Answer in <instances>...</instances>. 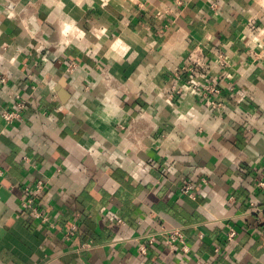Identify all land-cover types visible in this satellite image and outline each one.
Returning a JSON list of instances; mask_svg holds the SVG:
<instances>
[{"label": "crops", "instance_id": "obj_1", "mask_svg": "<svg viewBox=\"0 0 264 264\" xmlns=\"http://www.w3.org/2000/svg\"><path fill=\"white\" fill-rule=\"evenodd\" d=\"M18 3L0 8V264H264V0ZM171 228L186 253L140 252Z\"/></svg>", "mask_w": 264, "mask_h": 264}, {"label": "built area", "instance_id": "obj_2", "mask_svg": "<svg viewBox=\"0 0 264 264\" xmlns=\"http://www.w3.org/2000/svg\"><path fill=\"white\" fill-rule=\"evenodd\" d=\"M72 69V66H68V71ZM0 84H6V79L3 75H0ZM24 102L18 101L14 104L11 110H6L1 113V117L3 121L7 124H10L14 120L20 119L21 111L24 109ZM1 174V171H0ZM264 184L261 183L260 186L262 187ZM43 189V183L37 182L35 185V189L30 191L26 189L27 193H31L32 196H37ZM190 186L189 184H185L181 191L184 195L190 196ZM33 197H27V199L23 202V208L29 210V214L31 217L35 219H40L42 222L45 221V218L41 215V213L33 206ZM120 222V221H118ZM77 226L73 223L70 229L64 234L65 239H69L72 235H74ZM235 237V232L230 230L226 234V241L231 242ZM157 238H160L163 245L169 249L170 251H174L176 249V245L180 244L181 250L186 253L188 248L185 244V237L184 234L180 229L171 228V229H160L156 233L149 234L144 239V244L139 247L140 252L144 251L145 245H152L157 241ZM217 251V250H216Z\"/></svg>", "mask_w": 264, "mask_h": 264}, {"label": "rangeland", "instance_id": "obj_3", "mask_svg": "<svg viewBox=\"0 0 264 264\" xmlns=\"http://www.w3.org/2000/svg\"><path fill=\"white\" fill-rule=\"evenodd\" d=\"M19 4L18 0H0V8L3 7L6 11H13Z\"/></svg>", "mask_w": 264, "mask_h": 264}]
</instances>
